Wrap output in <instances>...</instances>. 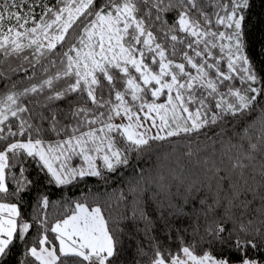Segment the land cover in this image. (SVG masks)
<instances>
[{
    "label": "snow or ice",
    "instance_id": "obj_1",
    "mask_svg": "<svg viewBox=\"0 0 264 264\" xmlns=\"http://www.w3.org/2000/svg\"><path fill=\"white\" fill-rule=\"evenodd\" d=\"M248 6L249 0L0 4L6 65L0 78V264H66L68 256L78 258L75 264H264L257 255L264 249V64L255 66L245 50ZM13 55L33 68L24 83L7 79ZM59 100L67 107L56 105ZM220 125L238 137L227 145L239 153L231 158L233 168L242 170L245 159L260 152L259 180L246 185L258 203L235 187L226 197H201L195 179L173 193L163 173L130 165L155 141L208 126L223 131ZM73 156L79 165L69 164ZM30 159L49 183L61 186L131 166L126 187L118 189L126 201L119 219L143 226L136 258H125L118 232L87 195L65 200V214L50 220L49 196L41 193L44 210L26 213L19 199L32 183L24 166Z\"/></svg>",
    "mask_w": 264,
    "mask_h": 264
},
{
    "label": "trees",
    "instance_id": "obj_2",
    "mask_svg": "<svg viewBox=\"0 0 264 264\" xmlns=\"http://www.w3.org/2000/svg\"><path fill=\"white\" fill-rule=\"evenodd\" d=\"M4 0H0L3 4ZM30 0H25V4ZM39 8H37V13ZM245 33V43L249 57L253 64L259 67L264 64V0H249V6L245 10V20L243 23ZM27 54V50H25ZM3 54L0 53V56ZM10 66L13 71L7 77L10 81L19 80L24 83L27 77L33 71L22 57L13 55L9 57ZM19 64L20 70L16 71L15 66ZM5 63L0 59V78H3V68ZM2 82V79H0ZM19 86V84H18ZM150 98V97H149ZM161 97L159 99H164ZM68 101L59 100L55 104L61 107H67ZM252 119L258 117L255 113ZM223 131H218L217 126H208L201 129L199 133L187 135L172 136L163 141L153 142L152 148L140 156L133 155L130 165L144 168L151 175L163 173L165 181L172 185L173 193L177 188L180 191L185 190V186L192 180H198L199 183L195 188L199 196L212 199L215 192L221 196H227V193L233 187L238 189L246 200L255 196V203L259 202V195L253 193L246 185H252L254 181L259 180L261 167V155L259 150H255V158L252 160L245 159L244 168H233L231 158L239 155L235 148L229 150L227 145L238 139L232 129L219 126ZM229 137L232 140L229 141ZM188 141H191L189 144ZM247 146V145H245ZM191 148V152L188 149ZM26 168L25 175L28 176L32 183L20 193L19 202L22 209L29 215L35 211H43L38 205V196L43 193L49 196V206L47 209L49 219L59 218L65 214L63 203L67 199H83L84 195L88 196V203L93 202L101 204L105 216L109 219V227L118 232L121 243L125 251V258L132 261L136 258V249L139 244L144 243L142 224L139 229L136 223L131 219H119L125 215V200L119 199L118 189L126 187L127 177L132 173V167L117 168L116 171H110L102 177L86 176L80 178L70 185H55L49 183L45 173L40 172V165L35 160L24 162ZM219 169V172H217ZM18 172L19 168L13 169ZM174 173L176 175H174ZM183 178V179H181ZM10 192L13 185L10 183ZM156 191V186L152 185ZM127 201H131L132 196L125 193ZM8 199L16 202V197L9 195ZM130 208V204H129ZM161 225L158 223L155 231L159 233ZM122 229V231H119ZM257 255L264 256V249H257ZM63 258V257H62ZM143 259V258H138ZM77 257L68 256L66 264H75Z\"/></svg>",
    "mask_w": 264,
    "mask_h": 264
},
{
    "label": "rangeland",
    "instance_id": "obj_3",
    "mask_svg": "<svg viewBox=\"0 0 264 264\" xmlns=\"http://www.w3.org/2000/svg\"><path fill=\"white\" fill-rule=\"evenodd\" d=\"M81 160L78 156H73L72 159L69 161L70 165H79Z\"/></svg>",
    "mask_w": 264,
    "mask_h": 264
}]
</instances>
